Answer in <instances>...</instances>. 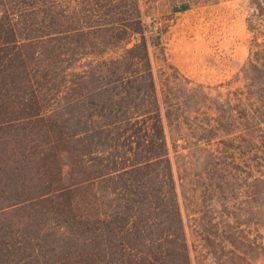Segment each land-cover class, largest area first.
<instances>
[{"label":"trees","instance_id":"trees-1","mask_svg":"<svg viewBox=\"0 0 264 264\" xmlns=\"http://www.w3.org/2000/svg\"><path fill=\"white\" fill-rule=\"evenodd\" d=\"M46 7L0 17V264H192L175 167L208 146L235 164L220 117L199 118L202 87L157 77L138 7Z\"/></svg>","mask_w":264,"mask_h":264},{"label":"rangeland","instance_id":"rangeland-1","mask_svg":"<svg viewBox=\"0 0 264 264\" xmlns=\"http://www.w3.org/2000/svg\"><path fill=\"white\" fill-rule=\"evenodd\" d=\"M47 1L0 0V17L16 12L25 25L35 7L44 21ZM56 1L63 13V4L78 0ZM117 1L141 11L157 77L162 71L202 87L199 118L220 117L221 161L236 158L215 168L207 164L209 146L180 149L192 162L175 167L192 264H264V0ZM166 132L171 142L167 125ZM64 170L68 180L70 168Z\"/></svg>","mask_w":264,"mask_h":264}]
</instances>
